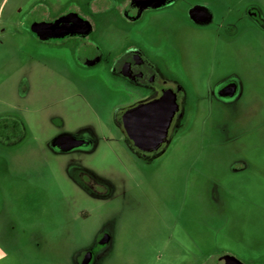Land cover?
I'll return each mask as SVG.
<instances>
[{"label": "rangeland", "instance_id": "rangeland-1", "mask_svg": "<svg viewBox=\"0 0 264 264\" xmlns=\"http://www.w3.org/2000/svg\"><path fill=\"white\" fill-rule=\"evenodd\" d=\"M42 9L0 0V123L19 120L0 140V264L264 263V0L119 4L90 56L47 44ZM122 53L142 56L127 81ZM165 86L170 139L138 152L115 115Z\"/></svg>", "mask_w": 264, "mask_h": 264}, {"label": "flooded vegetation", "instance_id": "flooded-vegetation-1", "mask_svg": "<svg viewBox=\"0 0 264 264\" xmlns=\"http://www.w3.org/2000/svg\"><path fill=\"white\" fill-rule=\"evenodd\" d=\"M41 1L45 2V9L41 10L42 17L38 19L37 23L39 30H45L44 33H42L43 37L41 38L49 45H70L73 49L80 47V49H83L84 52L90 56L100 49L102 45L107 44L102 42V32L99 29L102 18L107 19L112 17L116 13L115 10L119 4L122 6V14H128V12H133L135 6L138 4L158 0H90L83 8L80 6L75 9H69L66 6L65 8H58L56 0ZM124 16L126 17V15H123L121 18H125ZM141 57L122 53L115 60L117 62L115 65V74L127 81L129 79L128 69L131 64L140 62ZM153 82L157 83L155 78L153 79ZM166 87L168 86H165L164 88ZM163 89L159 96L150 99L160 97ZM131 108L123 109L122 111L119 110V113H116L115 115V122L124 132V140L126 141V144L128 146L130 145L136 151L144 153L146 151L139 149L133 144L124 128L122 114ZM18 129V124L15 120L0 123V140L5 139L6 137L10 139L16 137ZM77 142L82 146H88L90 143L87 139H80ZM56 145L64 147V144L63 142L61 143V141L58 144L56 143ZM160 149L153 152L158 155Z\"/></svg>", "mask_w": 264, "mask_h": 264}, {"label": "water", "instance_id": "water-1", "mask_svg": "<svg viewBox=\"0 0 264 264\" xmlns=\"http://www.w3.org/2000/svg\"><path fill=\"white\" fill-rule=\"evenodd\" d=\"M180 108L178 91L168 86L163 89L160 97L143 101L124 112L122 114L124 128L136 147L153 152L169 141L172 124ZM62 139L63 137L59 138L56 143ZM221 264L243 263L228 258Z\"/></svg>", "mask_w": 264, "mask_h": 264}, {"label": "trees", "instance_id": "trees-1", "mask_svg": "<svg viewBox=\"0 0 264 264\" xmlns=\"http://www.w3.org/2000/svg\"><path fill=\"white\" fill-rule=\"evenodd\" d=\"M8 119H9V117H8ZM9 120H15V121L17 122V124H19L18 117H13V118H11V119H9ZM161 149H163V148H161ZM161 149H160V150H161Z\"/></svg>", "mask_w": 264, "mask_h": 264}]
</instances>
